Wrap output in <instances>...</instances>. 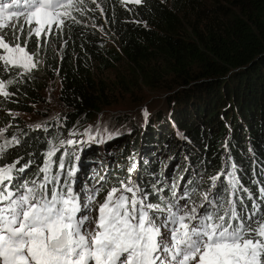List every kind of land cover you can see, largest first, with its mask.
<instances>
[{"label": "trees", "instance_id": "trees-1", "mask_svg": "<svg viewBox=\"0 0 264 264\" xmlns=\"http://www.w3.org/2000/svg\"><path fill=\"white\" fill-rule=\"evenodd\" d=\"M209 1L87 0L82 12L72 11L75 21L67 20L62 30L55 27L47 41L28 39L30 50L38 46L42 52V69L21 76L19 70L0 68V80L14 81L7 89L10 95H0V104L31 111L48 81L57 78L66 110L43 126L19 119L5 128L0 145L12 143L0 165L19 161L6 182L8 190L15 193L42 181L47 153L55 146L59 151L53 160L63 158L65 170L54 164L47 175L59 172L61 184L78 162L108 160V173L97 178L98 189L110 179L119 186L136 163L142 190L137 195L161 210L175 200V191L198 200L194 206L204 205L201 212L221 201L227 208L231 199L241 215L256 209L264 213V0ZM109 39L117 46L109 45ZM118 63L124 69L108 77ZM114 87L129 89L133 97L165 91L150 97L158 94L165 101L143 117L126 112L104 117L98 112L114 105ZM4 116L2 124L14 119L12 113ZM98 118L104 121L88 127ZM67 134H74L70 140L76 143L61 147ZM173 162L179 164L169 167ZM200 173L208 184L198 181ZM229 173L239 181L235 189ZM71 179L75 184V176ZM205 194L213 204L202 202ZM157 216L163 221L166 212Z\"/></svg>", "mask_w": 264, "mask_h": 264}, {"label": "snow or ice", "instance_id": "snow-or-ice-1", "mask_svg": "<svg viewBox=\"0 0 264 264\" xmlns=\"http://www.w3.org/2000/svg\"><path fill=\"white\" fill-rule=\"evenodd\" d=\"M83 2L0 0V68L19 70L21 76L36 69L39 62L28 50V39L35 37L38 44L42 34H54L53 26L62 30L67 20L75 21L73 10L82 12ZM25 26L27 38L21 45ZM13 83L0 80V95L9 96ZM13 141L19 143L15 137ZM10 143L0 145V158ZM57 151L55 146L48 151L42 181L23 186V192L9 191L6 183L19 161L0 165V264H264V213L259 209L241 215L230 199L227 208L221 201L200 212L197 206L180 205L184 197H179L161 210L147 203L143 194L137 195L140 188L121 182L107 193L93 218L92 203L99 189L82 205L73 188L74 169L66 172L63 184L59 172L47 175L54 164L65 170L63 158L53 160ZM227 175L235 189L237 177ZM218 179L213 178V188ZM204 199L213 204L208 194ZM160 211L166 216L157 223Z\"/></svg>", "mask_w": 264, "mask_h": 264}, {"label": "rangeland", "instance_id": "rangeland-1", "mask_svg": "<svg viewBox=\"0 0 264 264\" xmlns=\"http://www.w3.org/2000/svg\"><path fill=\"white\" fill-rule=\"evenodd\" d=\"M87 0H84L83 4H86ZM129 2V0H126ZM205 3H210L209 0H203ZM23 20V18H21V21ZM19 26V25H17ZM55 28V26H53ZM27 26H25V31L24 33L20 34V43L21 45L24 44L25 39L27 38ZM103 32H107L104 28H102ZM9 35H11V33H9ZM51 35V34H50ZM49 38V35L47 37H45L43 34L41 35V37H39V43L40 41H47ZM111 38V37H110ZM6 39H8L6 37ZM35 42H37V39L34 37ZM109 45H114L117 46V41L115 39H109L108 40ZM54 43V42H53ZM29 45V44H28ZM32 47H34V45H32ZM34 51L30 50V48L28 47V50L30 53H35V59L39 62L37 65V68L34 69L32 72H36V71H40L42 69V65H43V58H42V52L40 51L38 46L34 47ZM41 53V54H40ZM119 69H124L123 65L118 63L116 69H112L109 70L106 74L108 77L110 76H114L115 72ZM43 92V98H41V101L35 104H32V109L31 111H20L17 110L15 108H3L2 105L0 104V131H2V134H0V141L3 140L5 138V128L8 126H12L14 125V123L16 121H19V119L22 122H25L27 124H30L32 126H43L44 124H46L48 122V120H53V119H57L59 118V116L61 115V112L66 110L65 109V105L64 103L61 101L60 99V82L57 78H51L50 81H48L47 83V87L42 91ZM113 97L115 100L114 105H110L108 106V108H106V111H104L101 115L104 117H109L112 114H118L121 112H126V113H130L133 117L135 118H139V116L143 117V114L147 115V112H151L153 111L152 108H150L151 106H154L156 104H163L164 103V99L165 97L159 96L158 94L163 95L164 93H166L165 91H153V90H148V91H144V93H140L139 95H136L133 97V95H131V93L129 92V89L125 88V87H114L113 89ZM157 93V92H161L158 93L154 96L151 97V93ZM139 97H143L142 100L137 101V98ZM8 113L11 114L14 117V119L12 121H8L6 124H2L1 122H3L5 120V116L4 113ZM101 112V111H100ZM99 113V112H98ZM219 115H222V112H220ZM18 119V120H17ZM62 120V119H59ZM104 121V119H99L98 121L94 124H89L88 127L94 129L96 128L95 125H99ZM92 123V122H91ZM74 138V134H67L66 137H64V139L62 140L63 145H67V141H69L70 139ZM80 138V137H79ZM91 138V137H90ZM68 139V140H67ZM124 138L121 137L118 145L121 144L122 140ZM67 140V141H66ZM89 140V139H88ZM94 142H96V136H94ZM93 142V143H94ZM137 157H135L136 159ZM129 160V158H127ZM77 160L80 161L81 157H77ZM127 160V161H128ZM107 163H109V161L107 160ZM96 163L91 161L89 163L88 166H82L80 164L77 165V173L76 176H78L77 182H76V186L74 189V192L77 193L80 197L81 200V204L83 205L85 202V199L87 196H90L92 194V192L94 190L97 189L99 182H97V178L98 176L101 174V172L105 171L107 166L106 164L101 165V171L98 172L99 169H97L96 171L92 170V166H94ZM112 167L113 169H117V163L114 161H112ZM136 163L133 164L132 166V170L131 173L129 174V176L120 179V186H121V182H123L124 184H127L129 186H135L138 187L137 183L134 181L133 184L132 182H129V178H131V175L134 174L136 175ZM178 165V162H173V164H168L169 167ZM128 166V164L126 165ZM85 169V172L82 174V176H79V173L82 172ZM203 176H200L198 178V181L203 183V184H208V179L207 176L204 175V173H200ZM26 174L23 175V177H25ZM84 178L86 180H84ZM172 180V179H170ZM88 183V185H86ZM119 186V187H120ZM116 187L114 185V179H110L107 182V185L105 186V191H103L102 193H99V195L96 197L95 201L92 203V212L91 215L93 218L96 217L97 212L96 209L98 208V206L100 204H102L105 200V197L107 195V193L112 189V188H119ZM21 189H24V187H22ZM24 191V190H22ZM187 196L186 200H184L183 202L180 203V205H187L189 208L195 205V202H197L198 200L194 201V199H192L190 197V195L187 192H184ZM131 195V194H130ZM190 197V198H189ZM176 198H179L177 194H175L174 199L176 200ZM180 202V201H179ZM202 202H206L205 200ZM166 203H169V201H166ZM198 211H200L199 206H197ZM160 219V218H159ZM162 231H164V229H162Z\"/></svg>", "mask_w": 264, "mask_h": 264}, {"label": "clouds", "instance_id": "clouds-1", "mask_svg": "<svg viewBox=\"0 0 264 264\" xmlns=\"http://www.w3.org/2000/svg\"><path fill=\"white\" fill-rule=\"evenodd\" d=\"M201 205H202V204H201ZM198 206H200V204H199V203H198ZM201 209H202V208H200V212H201Z\"/></svg>", "mask_w": 264, "mask_h": 264}, {"label": "water", "instance_id": "water-1", "mask_svg": "<svg viewBox=\"0 0 264 264\" xmlns=\"http://www.w3.org/2000/svg\"><path fill=\"white\" fill-rule=\"evenodd\" d=\"M103 112V111H102ZM102 112H99L98 114H102Z\"/></svg>", "mask_w": 264, "mask_h": 264}]
</instances>
